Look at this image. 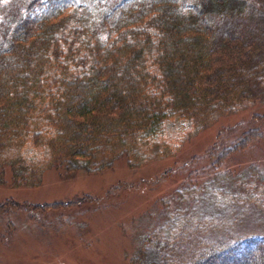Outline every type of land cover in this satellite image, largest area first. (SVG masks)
<instances>
[{"label": "trees", "instance_id": "1", "mask_svg": "<svg viewBox=\"0 0 264 264\" xmlns=\"http://www.w3.org/2000/svg\"><path fill=\"white\" fill-rule=\"evenodd\" d=\"M256 15L264 16V0H0L1 182L6 167L14 185L36 186L45 164L93 173L173 155L170 147L153 157L138 143L156 139L172 118H191L199 131L237 112L252 78L241 75L243 57L264 60L246 31ZM246 44L254 47L245 52ZM261 135L246 130L218 148L203 187L167 195L166 205L175 196L193 203L198 191L211 203L206 216L178 204L167 222L138 237L131 264H264V228H238L254 208L264 215V170L251 164L238 173L225 164ZM30 139L47 146L44 165L10 156ZM94 199L8 200L0 219L12 228L18 213L46 217Z\"/></svg>", "mask_w": 264, "mask_h": 264}, {"label": "rangeland", "instance_id": "2", "mask_svg": "<svg viewBox=\"0 0 264 264\" xmlns=\"http://www.w3.org/2000/svg\"><path fill=\"white\" fill-rule=\"evenodd\" d=\"M246 24L258 57L264 52V16L256 15ZM245 41L248 43L251 39ZM245 46V52L254 47L253 44ZM246 58L245 55L242 59L246 65L241 66L239 62V69L243 77L252 78L251 84L243 88L244 100L236 105L237 112L199 131L191 118H172L156 139L143 145L138 143L141 152L153 157L171 147L174 153L171 156L152 159L140 167H130L126 160H120L104 171L88 173L44 165L49 158L48 148L36 146L31 139L21 149L14 150L10 156L21 157V163H41L45 172L39 185L20 186L14 185L10 168L6 167L2 182L0 179V204L8 200L44 204L75 201L84 196L95 199L46 217L30 218L18 213L12 216L16 222L12 228L7 227V218L0 219V264H131L138 237L167 222L178 204L186 213L208 212L211 197L199 191L193 203L177 196L170 205L165 203L167 195H175L176 190L193 184L199 189L212 180L209 170L221 151L218 148L232 144L246 130L259 129L261 138L225 164L238 173L251 164H258L264 170V60L258 66ZM120 183L122 187L117 189ZM240 189L248 191L231 187L238 193ZM101 199L102 207H99L96 200ZM254 209L250 217L240 222V231L259 232L264 228V215L258 207Z\"/></svg>", "mask_w": 264, "mask_h": 264}]
</instances>
